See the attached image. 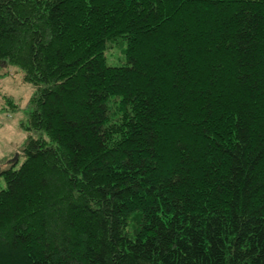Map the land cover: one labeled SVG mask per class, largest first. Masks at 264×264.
Segmentation results:
<instances>
[{"label":"trees","instance_id":"16d2710c","mask_svg":"<svg viewBox=\"0 0 264 264\" xmlns=\"http://www.w3.org/2000/svg\"><path fill=\"white\" fill-rule=\"evenodd\" d=\"M9 67L0 264H264V0H0Z\"/></svg>","mask_w":264,"mask_h":264},{"label":"rangeland","instance_id":"374dc122","mask_svg":"<svg viewBox=\"0 0 264 264\" xmlns=\"http://www.w3.org/2000/svg\"><path fill=\"white\" fill-rule=\"evenodd\" d=\"M113 53L108 50L107 54ZM113 58V57H112ZM115 64L114 60L109 61ZM0 168L9 164L8 160L17 159L20 149L29 133L22 130L20 123L27 118V104L35 88L22 81L21 71L9 67L0 69ZM3 75L1 76V74ZM9 101L13 104H9ZM19 154V155H18ZM21 162V158L19 160ZM4 181L0 178V188Z\"/></svg>","mask_w":264,"mask_h":264}]
</instances>
